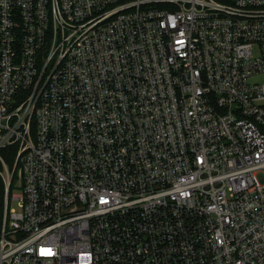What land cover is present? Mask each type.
Listing matches in <instances>:
<instances>
[{
    "label": "built area",
    "instance_id": "built-area-1",
    "mask_svg": "<svg viewBox=\"0 0 264 264\" xmlns=\"http://www.w3.org/2000/svg\"><path fill=\"white\" fill-rule=\"evenodd\" d=\"M0 264H264V0H0Z\"/></svg>",
    "mask_w": 264,
    "mask_h": 264
}]
</instances>
